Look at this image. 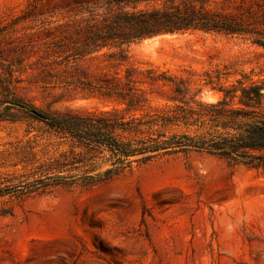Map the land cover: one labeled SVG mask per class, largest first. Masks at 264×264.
Segmentation results:
<instances>
[{
    "label": "rangeland",
    "instance_id": "1",
    "mask_svg": "<svg viewBox=\"0 0 264 264\" xmlns=\"http://www.w3.org/2000/svg\"><path fill=\"white\" fill-rule=\"evenodd\" d=\"M30 1L0 0L2 48L25 44L31 54L16 67L18 95L54 115L107 109L60 84L44 86L42 62L49 60L39 58L52 42L49 32L69 17L48 7L16 23ZM124 49L140 67L173 74L226 67L237 78L264 79V49L236 37L191 32ZM205 99L218 96L206 92ZM5 106L0 102V190L7 191L0 197V264H264L263 169L192 152L91 184L77 163L83 151L69 138Z\"/></svg>",
    "mask_w": 264,
    "mask_h": 264
},
{
    "label": "trees",
    "instance_id": "2",
    "mask_svg": "<svg viewBox=\"0 0 264 264\" xmlns=\"http://www.w3.org/2000/svg\"><path fill=\"white\" fill-rule=\"evenodd\" d=\"M48 7L69 20L49 32L52 42L39 58L49 60L42 62V83L60 84L107 109L54 115L29 104L15 85L16 67L31 58L28 45L2 48L1 42L0 102L4 112L27 110L81 149L77 163L86 167L88 183L192 152L264 170V79L237 78L226 67L201 74L140 67L124 49L191 32L236 37L264 49V0H31L16 23L31 22ZM206 92L218 99L206 100ZM6 192L0 190V197Z\"/></svg>",
    "mask_w": 264,
    "mask_h": 264
}]
</instances>
